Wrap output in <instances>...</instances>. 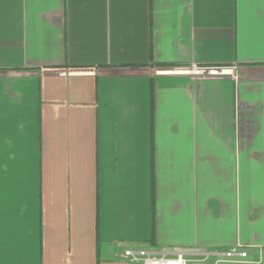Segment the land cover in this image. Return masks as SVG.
Masks as SVG:
<instances>
[{
	"label": "crops",
	"instance_id": "0c3cea01",
	"mask_svg": "<svg viewBox=\"0 0 264 264\" xmlns=\"http://www.w3.org/2000/svg\"><path fill=\"white\" fill-rule=\"evenodd\" d=\"M125 248L264 264V0H0V264Z\"/></svg>",
	"mask_w": 264,
	"mask_h": 264
},
{
	"label": "built area",
	"instance_id": "2783aa9c",
	"mask_svg": "<svg viewBox=\"0 0 264 264\" xmlns=\"http://www.w3.org/2000/svg\"><path fill=\"white\" fill-rule=\"evenodd\" d=\"M217 254L227 258L246 257V251L228 249ZM190 253L182 250L172 252L156 253L143 248H125L121 258L128 264H189Z\"/></svg>",
	"mask_w": 264,
	"mask_h": 264
},
{
	"label": "trees",
	"instance_id": "16d2710c",
	"mask_svg": "<svg viewBox=\"0 0 264 264\" xmlns=\"http://www.w3.org/2000/svg\"><path fill=\"white\" fill-rule=\"evenodd\" d=\"M159 65H168V64H166V63H158ZM172 64V63H171ZM174 65H176V64H174Z\"/></svg>",
	"mask_w": 264,
	"mask_h": 264
}]
</instances>
